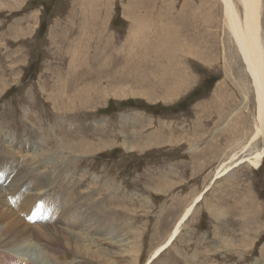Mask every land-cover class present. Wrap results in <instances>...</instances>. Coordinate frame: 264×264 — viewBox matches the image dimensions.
Segmentation results:
<instances>
[{
	"label": "rangeland",
	"instance_id": "1",
	"mask_svg": "<svg viewBox=\"0 0 264 264\" xmlns=\"http://www.w3.org/2000/svg\"><path fill=\"white\" fill-rule=\"evenodd\" d=\"M226 25L220 0H0V222L71 232L94 256L54 235L51 264H264V163L234 167L262 146L239 155L255 96ZM158 62L177 76L149 101L131 84ZM31 233L0 243V264H49Z\"/></svg>",
	"mask_w": 264,
	"mask_h": 264
},
{
	"label": "bare ground",
	"instance_id": "2",
	"mask_svg": "<svg viewBox=\"0 0 264 264\" xmlns=\"http://www.w3.org/2000/svg\"><path fill=\"white\" fill-rule=\"evenodd\" d=\"M221 1V6L223 7V15L225 17V21L227 23L226 27H227V31H228V35L229 38L231 39L230 41L232 42L233 47H235L236 50V54L237 57L241 60V62L243 63L245 69H243V71H245V73H247V77L250 80V86L251 89L253 91V94L255 96V110H256V118L254 119V124L253 126V130L249 136V139L245 142V144L242 147V150L240 151L239 155H243L246 151L251 150V146L253 145V143L257 142L260 140L262 146L259 150H254L250 153H248L247 155H244L242 158H239L240 161L239 163L234 164L235 166L244 164V163H248L250 167L254 168V169H258L260 168V166L262 165V163H264V42L262 40L261 37V25H260V21H261V14H260V8H261V2L262 0H220ZM237 4H239V7L241 8V15L242 17H239L237 10H236V4L235 2H238ZM222 9V8H221ZM222 15V14H221ZM181 17L183 15H180ZM180 17V18H181ZM185 17V16H184ZM161 18V17H160ZM182 19V18H181ZM184 20V19H183ZM183 20H179L182 21L183 24ZM186 22V20H184ZM148 24V23H147ZM185 24V23H184ZM142 25V24H141ZM147 28V25H145ZM144 27V26H143ZM135 28V27H134ZM139 29V28H138ZM134 30V29H133ZM132 30V31H133ZM146 30V29H144ZM140 31V30H139ZM162 31H164L162 29ZM136 33V32H134ZM263 33V32H262ZM140 34V33H139ZM138 34V35H139ZM168 35V34H167ZM136 36V35H135ZM143 36V34H142ZM137 37V36H136ZM106 38V37H105ZM134 38V37H133ZM154 40V38H153ZM137 41V40H136ZM161 40L158 41L159 44H161ZM97 44V43H96ZM156 44V43H155ZM164 44V42H163ZM162 44V45H163ZM93 45V44H92ZM181 44H179L180 46ZM158 46V45H157ZM183 46V45H182ZM192 46V44H191ZM175 47V46H174ZM185 47V46H183ZM189 47V45H188ZM187 47V48H188ZM176 48V47H175ZM180 47H177V49ZM182 49V47H181ZM192 49V48H190ZM75 50V49H74ZM188 50V49H187ZM180 51V50H179ZM186 51V48H185ZM189 51V50H188ZM191 52V51H190ZM189 53V52H188ZM97 54V53H96ZM156 56V55H155ZM95 58V57H94ZM105 59V58H104ZM109 59V58H108ZM107 59V60H108ZM159 59V58H158ZM171 59V58H169ZM206 59H208L206 57ZM161 60V59H160ZM101 61V60H100ZM162 62V61H161ZM158 62V65H160V67H162V75L161 76H156V74L152 71H149V67L146 70L145 74L146 77H141L138 79V84L136 83L135 85L131 84V86L136 87V88H141L144 89L146 88V90L144 92H139L141 94L138 93V95H140V97L152 101L153 99H151L152 95H155L157 93H162L164 91V93H167V89L169 84L171 85V81H169L170 79L168 78V74L169 75H173L170 74L172 72H175L174 69H170L167 70V66L164 64L162 65V63ZM170 63V61H168ZM152 63V62H151ZM154 63V62H153ZM172 65V64H170ZM152 66V65H151ZM104 68V67H103ZM139 68V67H138ZM137 68V69H138ZM171 68V67H170ZM177 69V68H176ZM100 70H101V66H100ZM103 70V69H102ZM107 70V69H106ZM135 70V69H134ZM142 70V69H141ZM178 70V69H177ZM99 71V70H98ZM104 71V70H103ZM179 72V71H178ZM105 73V72H104ZM177 74V73H176ZM175 74V75H176ZM173 75V76H175ZM179 75V74H178ZM73 76V75H72ZM172 76V77H173ZM177 76V75H176ZM105 77L107 79L108 75L105 74ZM114 77V76H113ZM131 77V75L129 76ZM104 79V78H102ZM101 79V81H102ZM109 79V77H108ZM128 76H126L124 73H122L119 76V79L117 81H121V82H127L128 80ZM98 79H96L97 81ZM114 80V79H113ZM130 80H133V78H131ZM82 81V80H81ZM100 81V82H101ZM106 81V80H103ZM116 81V80H115ZM62 82V81H61ZM108 82V81H107ZM111 82V80H110ZM109 82V83H110ZM137 82V81H136ZM174 84L176 83L175 81H173ZM238 82V81H237ZM238 90H242V88L244 89V85L243 83L240 84L239 82L237 83ZM102 83V82H101ZM113 83V82H112ZM125 83V84H126ZM182 83V82H181ZM186 83V82H184ZM111 84V83H110ZM114 84V83H113ZM119 84V83H118ZM123 84V83H121ZM100 85V83H99ZM109 85V84H108ZM116 84L112 85L113 87ZM179 85V84H178ZM177 85V86H178ZM94 86V85H93ZM92 86V87H93ZM112 86L108 87L111 88ZM125 86V85H124ZM130 85L128 86V88L131 87ZM176 86V85H175ZM182 85H179L178 87H180ZM67 87V86H66ZM91 87V90L93 91ZM102 87V86H101ZM112 87V88H113ZM156 87V89H154V93H152L151 91L153 90V88ZM58 88V87H57ZM94 88V87H93ZM105 88V87H104ZM127 88V87H126ZM240 88V89H239ZM67 89V88H66ZM100 89V88H99ZM114 89V88H113ZM117 90H115V92L113 93V96L118 94V98H125L127 96H129L130 94H133L134 92H131L129 90H126L125 88L122 87H118L116 88ZM175 89V88H174ZM177 89V88H176ZM103 91V89H101ZM183 90V89H181ZM177 91V90H176ZM100 92V91H99ZM108 89H107V93H108ZM62 93V92H61ZM102 93V92H101ZM127 93V94H126ZM176 93V92H175ZM178 93V91H177ZM245 93V92H244ZM87 94V93H86ZM103 94V93H102ZM174 93L172 91V93H169L168 96H172ZM159 95V94H158ZM157 95V96H158ZM166 95V94H165ZM176 95V94H175ZM178 95V94H177ZM176 95V96H177ZM164 96V95H163ZM161 96V97H163ZM94 97V96H93ZM96 99L100 97V99H103V95L98 94L95 96ZM117 97V96H116ZM154 97V96H153ZM160 97V98H161ZM165 97V96H164ZM173 98V97H172ZM87 99V98H86ZM85 99V100H86ZM156 99V97H155ZM94 100V99H93ZM92 100V103H93ZM97 102V101H96ZM94 102V103H96ZM99 104L101 101H98ZM225 102V101H224ZM223 102V103H224ZM93 103V105H95ZM244 103V102H243ZM98 103H96L97 105ZM91 105V104H90ZM74 108V107H73ZM244 108V105L241 106L240 109H238L237 111H235L232 115L233 117L230 119V121L236 120L237 121H233L232 125H231V129L228 132H235L236 130H238L239 128L241 129V125L239 127V121L241 116H239L240 114V110H242ZM122 116V115H121ZM125 117V116H124ZM135 119V118H133ZM122 120V118H121ZM133 121V120H132ZM138 121V120H137ZM229 121V122H230ZM141 122V121H139ZM122 123V121H121ZM124 123V122H123ZM122 123V124H123ZM129 123V122H128ZM136 128V127H135ZM230 128V127H229ZM244 129V127L242 128V130ZM158 133V132H157ZM149 135V133H147ZM151 134V133H150ZM145 136V135H144ZM156 139V138H155ZM61 143V142H60ZM157 144V143H156ZM100 145V144H99ZM125 147L127 145V143L125 142L123 144ZM150 145L147 142L144 145V148H148ZM3 147V146H2ZM132 147V146H131ZM130 148V147H129ZM238 156L237 153L232 154L230 156V160H236L235 158ZM238 159V160H239ZM227 166V165H226ZM223 168L225 167V164H223L222 166ZM230 169V167L228 168ZM227 168H225V172L228 171ZM31 170V169H30ZM216 175H220V172H217ZM4 184V183H3ZM39 186V185H37ZM48 186V185H47ZM46 187V186H44ZM55 187V186H54ZM25 188V187H24ZM23 188V190H24ZM41 188V187H40ZM53 189V188H52ZM42 191V190H41ZM32 190L29 189V194L31 195ZM55 192V191H54ZM90 194V193H89ZM36 195V194H35ZM0 196H2L0 194ZM28 196V195H27ZM40 196L41 199L44 201L46 199H48L51 196V191L50 190H46L44 192H40L37 197ZM53 196V195H52ZM35 197V199L37 198ZM201 197V195H198L193 202L188 205L187 209H185L184 212H182L181 217L177 220V222H175V226H173L172 230L170 231V233L168 234V236L166 237L165 242L157 247L156 249L153 250V252H151V257H153L155 259V256H157V253L165 250L166 246L168 247V245H170L173 241V239L175 238V236L178 233V228L181 225L182 221L191 213L192 211V207L194 206V204H196L197 200H199ZM29 198H34V197H29ZM61 205V203H60ZM90 210V209H89ZM92 210V209H91ZM8 212V211H7ZM87 213V212H86ZM11 214V213H10ZM14 215V214H13ZM9 216V215H8ZM7 216V217H8ZM15 216V215H14ZM16 217V216H15ZM4 218V217H2ZM6 218V217H5ZM4 218V219H5ZM13 218V217H12ZM99 218V216H98ZM11 219V218H10ZM2 221V220H1ZM5 221V220H4ZM20 221V220H19ZM52 221V220H51ZM20 223V222H19ZM18 220L14 219V220H10V221H6L4 223L0 222V243L2 246L6 247V244H14V243H18L20 241V244H22L25 240L29 239L30 236V229L27 226H21L19 225ZM86 223V222H85ZM12 224V225H11ZM79 224V223H78ZM82 224V223H81ZM84 224V223H83ZM90 224V223H89ZM94 224V223H93ZM108 224V223H107ZM14 226L11 228V226ZM86 225V224H85ZM87 226V225H86ZM78 227V226H77ZM106 227V226H105ZM104 227V228H105ZM85 228V227H84ZM91 229V228H90ZM61 230V229H60ZM63 230V229H62ZM46 229H38V231L36 232H32L31 233V238L32 235L35 236V240H37V242L39 241L42 245H44L45 247L48 248L49 252L47 257H43L42 259L49 261V264H51V261L53 260L52 257L50 256L51 254H54L55 251H57V248H53V243L55 241V237L52 238L54 235H59L60 238L62 239L63 234L66 236L64 238V242L63 244H65L64 246L68 247L69 251L71 249L72 253L73 250L76 251V254H83V255H91L90 257H94L92 254L91 250H87L84 248V246L80 243L81 240H79L76 236H74L73 233H66L63 231H53V232H47L46 233ZM107 233V232H106ZM109 233V232H108ZM98 234V233H97ZM106 236V235H105ZM16 237V239L14 238ZM112 237V236H111ZM80 238V237H79ZM15 239V241H14ZM77 239V240H76ZM92 241V240H91ZM2 242H5V244H2ZM60 242V241H59ZM59 245V243L57 244ZM88 248V247H87ZM91 248V247H90ZM89 249V248H88ZM133 250V249H132ZM161 253V252H160ZM97 256V255H96ZM103 257V256H102ZM87 258V257H86ZM97 258V257H96ZM99 258V257H98ZM101 258V257H100ZM11 259V258H10ZM105 259V258H104ZM107 259V258H106ZM20 260V259H19ZM22 261V260H21ZM151 261V260H150ZM112 264V263H111Z\"/></svg>",
	"mask_w": 264,
	"mask_h": 264
}]
</instances>
